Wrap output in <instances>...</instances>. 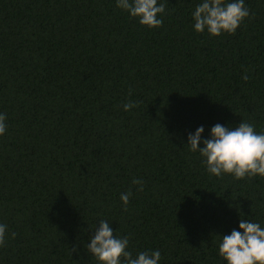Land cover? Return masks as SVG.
<instances>
[{"label": "trees", "instance_id": "1", "mask_svg": "<svg viewBox=\"0 0 264 264\" xmlns=\"http://www.w3.org/2000/svg\"><path fill=\"white\" fill-rule=\"evenodd\" d=\"M201 2L158 0L149 28L117 0H0V264H100L85 245L102 219L134 257L227 264L241 213L264 227V177H216L188 145L201 126L264 133V0L220 36L195 31Z\"/></svg>", "mask_w": 264, "mask_h": 264}, {"label": "clouds", "instance_id": "2", "mask_svg": "<svg viewBox=\"0 0 264 264\" xmlns=\"http://www.w3.org/2000/svg\"><path fill=\"white\" fill-rule=\"evenodd\" d=\"M117 7L128 12L132 18H137L139 23L149 28H159L163 19L158 18L166 11L165 3L158 0H117ZM194 29L198 33L205 30L212 36L223 33L235 34L237 29L246 19H254V15L245 5V0H202L193 13ZM247 71V70H246ZM245 81L250 77L245 74ZM131 96V90L129 91ZM139 101L128 100L123 104L125 111L139 107ZM6 114H0V136L7 130ZM205 129L199 127L194 134L189 133L188 145L190 151L199 152L205 158L204 164L207 171L221 177L231 174L237 180L251 179L257 175L264 177V133H258L251 123L242 121L232 129L221 124L211 128V138H203ZM203 143L204 147H200ZM132 183L139 185L138 191H143L144 181L133 178ZM132 196L131 190L122 193L125 211ZM241 213L239 229L233 230L230 235H221L219 255L227 264H264V227L250 219H244ZM100 227L95 229L91 242L85 245L100 264H159L162 259L161 252L157 250H144L134 257L128 250L130 238L117 237L107 220H100ZM17 233H11L15 239ZM7 242V225L0 223V247ZM79 253L78 247L71 249Z\"/></svg>", "mask_w": 264, "mask_h": 264}]
</instances>
